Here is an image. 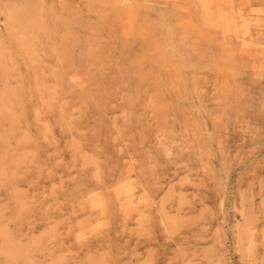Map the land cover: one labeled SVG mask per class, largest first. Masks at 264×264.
<instances>
[{
  "label": "rangeland",
  "instance_id": "obj_1",
  "mask_svg": "<svg viewBox=\"0 0 264 264\" xmlns=\"http://www.w3.org/2000/svg\"><path fill=\"white\" fill-rule=\"evenodd\" d=\"M0 264H264V0H0Z\"/></svg>",
  "mask_w": 264,
  "mask_h": 264
}]
</instances>
